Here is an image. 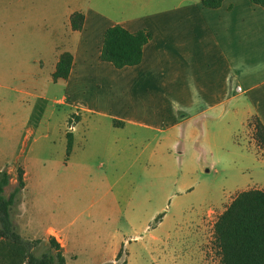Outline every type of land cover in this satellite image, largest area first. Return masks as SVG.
Returning <instances> with one entry per match:
<instances>
[{
    "label": "rangeland",
    "instance_id": "obj_1",
    "mask_svg": "<svg viewBox=\"0 0 264 264\" xmlns=\"http://www.w3.org/2000/svg\"><path fill=\"white\" fill-rule=\"evenodd\" d=\"M145 5L146 0H0V171L11 175L4 195L23 167L25 189L12 208L16 231L22 230L23 207L33 240H41L48 227L63 237L66 264H218L215 221L240 191L264 190V147L237 121L226 126L222 119L209 129L138 128L127 147L126 128L112 130L101 122L105 128L94 129L98 116L89 113L77 125L83 134L77 151L85 152L89 171L76 173L67 185L58 138L75 109L51 101L62 93L51 81L38 90L49 98L42 127L50 124L56 143L39 150L42 130L23 124L35 100L27 74L47 56L57 34L61 42L68 10L98 9L118 19ZM48 250L47 238L32 253Z\"/></svg>",
    "mask_w": 264,
    "mask_h": 264
},
{
    "label": "crops",
    "instance_id": "obj_2",
    "mask_svg": "<svg viewBox=\"0 0 264 264\" xmlns=\"http://www.w3.org/2000/svg\"><path fill=\"white\" fill-rule=\"evenodd\" d=\"M147 1L144 10L118 19L98 9L68 10L61 42L57 34L47 56L27 74L33 80L35 100L29 105L25 126L36 102H44L33 128L43 132L39 150L44 144L56 143L50 139V124L42 127L49 98L38 90L40 83L51 81L60 86V98L51 101L75 109L65 116L58 138L60 151L66 156V175L61 177L67 185L76 173L89 171L85 152L77 151L83 142L77 127L83 113L98 116L94 129H104L103 123L112 130L124 132L126 128L129 135L123 142L127 147L131 146V133L138 128L181 130L185 125L200 124L209 129L223 119L226 126L233 121L245 125L249 138L256 143L252 119L264 127V6L250 0H223L215 9L204 7L199 0ZM74 12L83 15L80 29L71 27ZM114 24L130 32L143 30L150 34L138 64L117 68L100 59L103 34ZM63 52L72 55V64L66 78L54 80L52 75ZM71 118L73 129L69 131ZM67 133L72 140L68 154ZM23 179L22 191L26 185L24 169ZM55 186L54 180V194ZM46 211L50 216H60L59 212ZM32 224L23 217L22 207L19 234L23 238L35 239ZM50 236L61 242L65 255L66 242L53 227L46 229L41 240Z\"/></svg>",
    "mask_w": 264,
    "mask_h": 264
},
{
    "label": "trees",
    "instance_id": "obj_3",
    "mask_svg": "<svg viewBox=\"0 0 264 264\" xmlns=\"http://www.w3.org/2000/svg\"><path fill=\"white\" fill-rule=\"evenodd\" d=\"M206 8H218L223 0H199ZM264 6V0H250ZM83 15L74 12L70 16L73 29H80ZM147 31L130 32L119 24L108 27L100 50V59L120 68L138 64L142 59V47L149 40ZM72 64L69 52L60 54L52 78H66ZM44 102L39 100L33 107L28 126H36ZM254 137L258 145L264 147V127L254 119ZM72 147L67 133L66 153ZM11 175L0 171V264H66L63 250L54 236L48 238L49 250L36 256L32 253L34 244L41 240H28L17 231L12 220V208L19 201L24 187L23 169L16 170V185L8 196L4 188L9 184ZM215 242L219 249L218 264H264V190L247 189L240 191L225 208L214 224Z\"/></svg>",
    "mask_w": 264,
    "mask_h": 264
},
{
    "label": "built area",
    "instance_id": "obj_4",
    "mask_svg": "<svg viewBox=\"0 0 264 264\" xmlns=\"http://www.w3.org/2000/svg\"><path fill=\"white\" fill-rule=\"evenodd\" d=\"M68 130H72L73 129V118L70 119V121H68Z\"/></svg>",
    "mask_w": 264,
    "mask_h": 264
}]
</instances>
